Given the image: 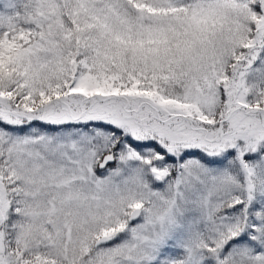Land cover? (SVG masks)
<instances>
[{
    "label": "snow or ice",
    "instance_id": "snow-or-ice-1",
    "mask_svg": "<svg viewBox=\"0 0 264 264\" xmlns=\"http://www.w3.org/2000/svg\"><path fill=\"white\" fill-rule=\"evenodd\" d=\"M0 264H264V0H0Z\"/></svg>",
    "mask_w": 264,
    "mask_h": 264
}]
</instances>
